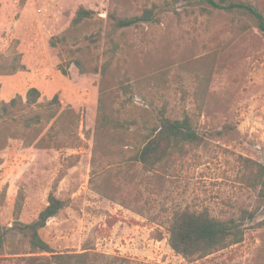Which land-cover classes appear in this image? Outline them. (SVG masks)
I'll use <instances>...</instances> for the list:
<instances>
[{
	"label": "rangeland",
	"instance_id": "374dc122",
	"mask_svg": "<svg viewBox=\"0 0 264 264\" xmlns=\"http://www.w3.org/2000/svg\"><path fill=\"white\" fill-rule=\"evenodd\" d=\"M133 2L130 17L157 5L160 23L130 29L125 40L133 46L132 53L139 54L144 64L145 52L157 54L159 60L168 48L174 63L165 82L156 78L142 84L131 82L135 96L125 104L131 96L122 94L114 105L117 115L140 123L145 119L153 126L160 124L159 111L165 107L166 116L173 120L192 117L202 142L187 146L157 171L146 172L139 164L132 167L134 181L126 185L121 180L130 189L125 194L129 208L99 195L90 182L94 170L99 173L95 181L100 182L109 172L120 180L128 169L119 166L117 158L108 170L106 160L92 165L101 76L83 75L74 65L65 68L68 75H63L67 58L50 41L70 28L81 6L93 10L97 24L88 33L102 28L104 39L93 55L103 64L109 39L120 35L107 22L114 6L110 0H0V132L9 129L16 135L0 150V226L8 231L0 264H55L50 253L33 254L29 238L18 227L38 220L63 172L55 195L68 207L40 230L54 255L83 254L87 249L95 257L91 259L94 264H264V207L250 220L249 214L258 207L259 190L247 185L241 160L264 165V32L249 12L218 10L206 0ZM99 18L105 22L101 24ZM243 23L250 30L236 38V26ZM184 52L189 61L179 60ZM214 56L203 101L201 95L196 96L198 70ZM119 59L124 73L130 61L122 53ZM32 88L41 92V103L58 96L60 113L72 108L81 117L80 125L67 131L62 122L53 131L55 121L44 122L39 140L45 138L48 149L27 147L24 139L33 129L14 120L15 116L45 115L39 108H26V95ZM19 97L20 106L10 107ZM4 106L9 114L4 115ZM131 138L126 135V140ZM71 164L75 166L70 168ZM21 194L24 201L18 216ZM186 209L207 210L213 218L240 223L243 242L205 259L187 261L171 249L167 234L171 218Z\"/></svg>",
	"mask_w": 264,
	"mask_h": 264
},
{
	"label": "trees",
	"instance_id": "16d2710c",
	"mask_svg": "<svg viewBox=\"0 0 264 264\" xmlns=\"http://www.w3.org/2000/svg\"><path fill=\"white\" fill-rule=\"evenodd\" d=\"M133 1L110 0L114 10L108 16L107 22L110 21L113 31L120 32V35L116 39L114 37L109 39V49L103 55L107 60L101 65L99 58H95L93 54L97 45L104 39L102 28H98L95 33H88L97 24L95 19L98 15L93 10L81 6L76 12L70 28L62 36L53 37L50 41L51 47L60 49L67 58L66 66L61 68L63 75H68L65 68H71L74 65L83 75L100 74L101 76L92 165L95 167L97 164L99 165L100 161L106 160L108 163L106 170H108L113 166V160L117 158L120 160L118 165H127L128 169L120 180L117 175L109 172L100 182L95 181V177L99 173L94 170L90 182L93 185V190L99 195L110 201H120L121 206L125 208L130 206L129 201L125 198L126 190L130 189H125L121 180L124 183L134 181L135 176L130 174L132 167L139 164L146 172L157 171L161 165L172 160L174 155L183 154L187 146H198L202 142L192 117L185 115L183 119L173 120L166 116L165 107L159 111L160 124L153 126L149 125L150 122L145 119L140 123L137 119L126 120L117 115L119 111L115 109L114 105L122 94L131 96L125 104L132 103V98L135 96L134 86L131 82L137 81L138 84H142V82H148L154 78L157 81L162 82L164 80L165 82V76L174 63L168 48H165L167 51L159 60L155 59L157 54L145 52L141 57L144 64H141L142 60L139 54L132 53L133 46H130L125 40L130 29L132 27L138 28L143 23H160V19L156 17L157 5L143 9L141 15L130 17L134 5ZM206 2L218 10L240 9L249 12L258 21L260 30L264 32V0H236L230 4H226V0H220V2L206 0ZM98 20L101 24L105 22L100 18ZM236 28L235 36L237 38L250 30V25L243 23V25H237ZM121 53L124 56L127 55V59L130 61V65L124 73L119 62V54ZM214 55L217 56L218 53ZM184 56L183 58L180 56L179 60L189 61V54L184 52ZM215 56L209 62L205 61L206 63L198 70L200 75L197 76L199 86L196 96L201 95L203 101L212 76L216 61ZM128 60H125L124 63L129 64ZM190 64L188 62L185 65L189 66ZM20 69L24 70L25 67L22 66ZM157 76H161V78ZM41 98V92L37 88H32L26 95L25 105L32 111L39 108L45 115L36 114L28 119H17L15 116L14 120L23 124L27 129H33V132L24 139L27 147L36 145L41 149H48L50 146L44 145L45 138L39 140L43 134L41 126L44 122L48 125L55 121L51 128L52 131L59 122H62L64 130L67 131L75 125H80L81 117L72 108L60 113L62 103L58 96L47 103H41ZM21 102H23L21 97L13 99L10 102V107L17 109ZM3 111L4 115L9 114L8 106H4ZM135 126L139 128L134 130L133 127ZM140 130L146 133H140ZM9 132V129L0 132V150L5 148L10 136H16ZM126 135H131L133 138L126 140ZM136 136L140 137L136 138ZM115 150H123V152L117 153ZM127 152L131 155L127 156ZM241 160L248 174L245 180L247 185L252 189L259 190L258 207L249 214L250 220H253L256 212L264 207V165L244 157H241ZM74 166L75 164H71L69 167ZM64 177L65 173L63 172L56 180L48 198V206L40 213L38 220L29 225H20L18 228L24 237L29 238L33 254L50 253L52 259H55V264H94L91 259L95 260V257H91L87 249L83 254L54 255L51 247L40 235V230L46 227L48 220L56 217L68 207L66 201L58 199L55 195L58 185ZM125 184L128 185V183ZM23 201L24 196L21 194L17 209L18 216L23 208ZM167 234L171 249L189 262L205 259L243 242V229H241L240 223L213 218L207 210L197 212L186 209L176 213L167 226ZM7 235L8 231L0 226V252L4 250L8 241ZM159 239L162 240L163 236L161 235Z\"/></svg>",
	"mask_w": 264,
	"mask_h": 264
}]
</instances>
